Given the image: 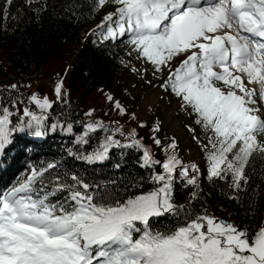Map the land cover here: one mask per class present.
Returning a JSON list of instances; mask_svg holds the SVG:
<instances>
[{
	"label": "snow or ice",
	"instance_id": "6c2138e0",
	"mask_svg": "<svg viewBox=\"0 0 264 264\" xmlns=\"http://www.w3.org/2000/svg\"><path fill=\"white\" fill-rule=\"evenodd\" d=\"M6 2L10 6L13 0ZM34 3L23 0L29 11L46 10V5L33 8ZM109 7L113 10L104 12L85 38L122 44L125 55H134L141 64L133 65V71L143 77L150 70L161 81L158 87L195 114L194 122L208 136L207 144L200 140L206 173L179 157L174 138L165 144L156 136L158 124L152 130L153 143L165 153L163 160L135 128L125 130L100 118L76 120L67 111L53 118L54 104H68L63 77L55 82V101L39 92L20 91L30 84L7 85V97L0 92V159L20 135L39 138L59 130L72 133L74 143L87 144L90 133L101 130L98 147L83 159L104 162L111 149H134L138 155L133 167L144 174L125 176L124 165L115 163L113 169L121 175L98 182L63 161H29L23 176L0 187V264H264V225L256 229L217 217L207 207L193 209L200 200L202 177L225 181L232 192L229 198L238 200L249 181L246 164L254 154L264 158V103L257 102L264 101V0L91 3L93 12ZM19 11L24 14L23 7ZM0 13L7 18L8 8ZM106 99L120 114L135 118L112 94ZM78 124L82 131L75 133ZM117 134L126 137L124 143ZM67 152L77 155L72 148ZM146 184L152 185L150 190ZM181 187L191 191L178 203L176 190ZM163 218L169 223L161 224Z\"/></svg>",
	"mask_w": 264,
	"mask_h": 264
},
{
	"label": "trees",
	"instance_id": "16d2710c",
	"mask_svg": "<svg viewBox=\"0 0 264 264\" xmlns=\"http://www.w3.org/2000/svg\"><path fill=\"white\" fill-rule=\"evenodd\" d=\"M91 3L92 0H72L69 5L66 0H35L33 8L41 9L46 5V10L35 13L27 9L23 0H13L10 6L7 5L6 0H0V9L7 7L9 12L7 18L0 13V92L12 83L23 85L29 83L35 86L33 79L41 80L42 88H40L42 91L45 90L43 85L47 83V79L43 74L48 72L56 59L68 52L64 72L60 76L63 77L64 89L69 93L66 97L68 104L66 107L60 103L54 104V109L50 110L53 118L56 113L67 111L72 119L100 118L105 122H118L119 125L124 126L125 130L135 128L138 137L143 138V143L151 146L156 158L163 160L165 153L153 143L152 130L157 123L155 121L148 123L145 120L144 126H140L136 117L130 118L129 115L120 114L106 99L108 94H112L117 99L126 85L125 73L130 72L132 63L138 60L134 55L126 56L122 50V44L93 43V41H98V37L92 35L85 38V34L94 28L103 16L102 11L93 12L91 10ZM22 7L24 8L23 15L19 11ZM62 7H70L71 10L61 12ZM37 16H39L38 19ZM13 17L19 18L14 19ZM121 58L125 60V63H121ZM128 61L130 63H127ZM148 73L150 74L149 81L154 82L155 78L151 71L149 70ZM26 89L21 87L20 91L25 94L39 92L41 96L46 95V91L41 93L37 86L30 89L29 93ZM12 94L15 95L14 92ZM3 95L6 98L8 93L3 92ZM166 96L177 102L179 111L187 116L191 123L190 127L195 129V133L190 130V127L186 131L190 136V143L197 149L199 161L196 163L187 160L178 143L177 154L185 163L194 162L206 173L205 151L200 140L207 144V134L194 122L195 114H189L190 110L185 111L181 108L180 99L162 89L161 97L165 99ZM51 100L55 101V99ZM129 106L133 107V103H129ZM31 107L35 109L34 104ZM89 109H94V111L90 116L85 117L84 113ZM81 131L82 127L79 124L76 125L74 132ZM103 135L104 132L101 130L90 133L87 144L74 143L75 136L72 133L65 134L59 130L55 134H46L39 138L29 136L26 139L24 138L26 135H20L16 143L5 153V158L0 159V184L1 181L4 185L12 181L14 173L22 165H25V172V169L29 167L27 166L29 161L37 165L41 161H63L64 166L75 169L79 174H86L88 179L98 182L119 176L121 172L125 176L130 172L144 174L141 169L133 167V161L138 155L137 150L134 149H124L122 152L121 149L114 148L110 150V159L104 162H86L83 157L98 147ZM194 135L199 139H194ZM156 136L165 144L173 140L160 128ZM117 138L122 143L126 139L125 136L119 134ZM127 139L132 138L127 137ZM29 144L37 146L26 149L25 146ZM68 148H72L77 155L69 156ZM13 154L15 158L22 155V158H18L19 162H14ZM9 163L11 167H7ZM115 163L124 165L121 172L113 169ZM5 168H7L6 171ZM24 172L20 176H23ZM245 172L249 176V181L237 194L238 200L229 198L232 192L225 181H210L206 175L202 177L200 200L193 203V209L198 211L202 206L207 207L217 217L240 221L256 229L264 225V158L254 154L246 164ZM151 187V184H146L145 190H150ZM188 191L191 189L185 191L182 187L178 188L176 202L182 203ZM160 223L168 224L169 218L161 219Z\"/></svg>",
	"mask_w": 264,
	"mask_h": 264
},
{
	"label": "rangeland",
	"instance_id": "374dc122",
	"mask_svg": "<svg viewBox=\"0 0 264 264\" xmlns=\"http://www.w3.org/2000/svg\"><path fill=\"white\" fill-rule=\"evenodd\" d=\"M109 10L113 9L111 7L106 8L102 13L104 14V12ZM68 54V52L63 53L59 59H56L51 64L48 72L46 71L43 74L47 79V83L43 85L45 89L43 93L46 91V95L50 100L56 99L54 85L57 79L63 75ZM133 65L137 68L141 67L139 61L133 62ZM149 78L150 74L148 72L142 77L133 71L131 67L130 72L127 71L125 73L124 81H126V85L117 96V99L121 101L127 110L135 113V117L139 122L145 120L148 123L155 121L159 125V128L166 132L167 136L175 139L185 153L186 159L197 163L199 161L197 149L190 143V136L186 131L191 126L189 119L184 113L179 111L177 102L173 101L169 96H166L165 99L161 97L162 89L158 87L161 81L154 79V82L149 83ZM32 81L35 83V86L41 87V80L33 79ZM30 85L31 87L26 89L27 93L35 87L32 84ZM257 102L264 103V101L260 100ZM129 103H133V107H130Z\"/></svg>",
	"mask_w": 264,
	"mask_h": 264
},
{
	"label": "water",
	"instance_id": "95a60500",
	"mask_svg": "<svg viewBox=\"0 0 264 264\" xmlns=\"http://www.w3.org/2000/svg\"><path fill=\"white\" fill-rule=\"evenodd\" d=\"M38 90H39L41 93H43V91H42V89H41L40 87H38Z\"/></svg>",
	"mask_w": 264,
	"mask_h": 264
}]
</instances>
